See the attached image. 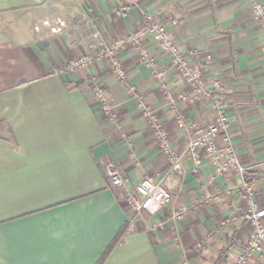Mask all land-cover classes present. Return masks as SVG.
<instances>
[{"label": "crops", "instance_id": "crops-1", "mask_svg": "<svg viewBox=\"0 0 264 264\" xmlns=\"http://www.w3.org/2000/svg\"><path fill=\"white\" fill-rule=\"evenodd\" d=\"M255 0H145L208 89L221 85L244 174H218L187 142L215 119L151 36L155 69L129 46L118 52L127 82L155 109L183 171L169 170L153 130L107 59L58 73L88 53L92 33L112 40L137 30L140 11L124 0H0V264H233L253 233L242 219L243 178L264 208V31L251 18ZM264 1V0H262ZM57 29L53 31L52 29ZM154 70L163 72L162 78ZM115 106L103 111L92 81ZM113 162L123 184L112 186ZM172 191L157 214H135L124 194L146 176ZM184 211L180 219L171 215ZM133 221V226L131 223ZM158 222H164L157 227ZM248 264H264V244Z\"/></svg>", "mask_w": 264, "mask_h": 264}, {"label": "built area", "instance_id": "built-area-1", "mask_svg": "<svg viewBox=\"0 0 264 264\" xmlns=\"http://www.w3.org/2000/svg\"><path fill=\"white\" fill-rule=\"evenodd\" d=\"M144 1L124 0L125 4L137 8L141 13L142 22L137 30L118 37L111 42L101 40L96 32L92 33L93 39L88 45V53L70 59L63 66L59 67L57 72H72L78 68L88 67L97 60L107 59L114 76L119 81L125 83L128 95L136 102L153 130L157 148L166 159L169 170L180 175L183 171L181 154L173 150L170 137L163 128L157 112L144 101L136 88L127 82L126 71L118 57V52L121 49L133 46L139 51L144 62L152 69H155L153 59L150 57L149 49L145 44L147 36H151L158 47L169 55L171 66L191 86L194 97L206 100L215 111L214 121L206 129L198 131L187 142L185 152L193 161L194 169L200 167L202 155L204 154L212 160L218 174L228 173L230 170H236L244 174L247 167L240 161L239 155L232 143L226 104L219 94L221 85L216 82L211 89L206 87L203 77V67L190 64L169 37L168 25L176 24L177 20L175 18H168L164 21L157 20L152 13L143 8ZM251 18L259 22L264 31V1L255 0L252 2ZM52 30L55 31L57 29L54 28ZM153 72L155 77L162 78L163 72L161 70H154ZM92 87L103 111L110 119L115 120V106L107 100L106 93L101 84L93 80ZM104 172L112 186H122L121 173L113 162L104 164ZM241 187V198L247 203L241 213V217L253 226V233L233 264H248L251 255L260 252L264 244V208L258 206L255 201L256 191L253 180L243 178ZM123 196L126 205L135 214V219H138L145 213L157 214L171 201L172 191L165 189L157 177L148 175L136 185L134 190L126 192ZM183 213L184 211L175 212L171 215V218L180 219ZM133 224L132 221L131 227ZM163 225L164 222L156 224L157 227H162Z\"/></svg>", "mask_w": 264, "mask_h": 264}, {"label": "trees", "instance_id": "trees-1", "mask_svg": "<svg viewBox=\"0 0 264 264\" xmlns=\"http://www.w3.org/2000/svg\"><path fill=\"white\" fill-rule=\"evenodd\" d=\"M110 248H108L106 250L105 254L98 260V262L96 264H102V262L104 261L105 257L107 256V253H108V251H109Z\"/></svg>", "mask_w": 264, "mask_h": 264}, {"label": "rangeland", "instance_id": "rangeland-1", "mask_svg": "<svg viewBox=\"0 0 264 264\" xmlns=\"http://www.w3.org/2000/svg\"><path fill=\"white\" fill-rule=\"evenodd\" d=\"M121 60V59H120ZM122 62V61H121ZM123 64V63H122ZM89 67V66H88ZM123 67H124V65H123ZM82 68H86V67H82ZM78 69H81V68H78ZM78 69H76V70H78ZM125 69V68H124ZM126 71V70H125ZM127 74V73H126ZM155 110V109H154ZM159 116V115H158ZM163 126V125H162ZM163 128H164V126H163ZM167 132V131H166ZM173 147V146H172ZM173 150L176 152V153H178V154H181L180 152H178L176 149H174V147H173ZM167 165H168V163H167Z\"/></svg>", "mask_w": 264, "mask_h": 264}]
</instances>
